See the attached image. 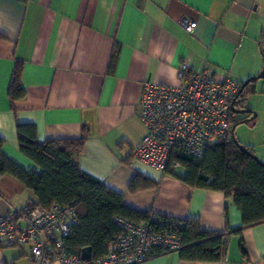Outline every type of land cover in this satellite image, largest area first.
Here are the masks:
<instances>
[{
  "label": "crops",
  "instance_id": "obj_1",
  "mask_svg": "<svg viewBox=\"0 0 264 264\" xmlns=\"http://www.w3.org/2000/svg\"><path fill=\"white\" fill-rule=\"evenodd\" d=\"M182 20L195 22L193 32ZM262 48L264 0H0L2 153L39 171L18 149L19 123L33 124L39 141L85 135L79 167L120 192L124 205L197 218L203 230L226 234L220 260H185L177 249L137 264H264V221L242 226L232 196L187 184L183 166L161 171L133 155L145 131L139 116L144 82L178 84L176 69L185 60L193 70L242 84L264 68ZM17 62L25 95L11 103ZM252 86L246 107L255 117L234 134L264 162V78ZM243 116L235 112L234 121ZM135 173L154 184L130 191ZM35 200L25 183L0 173V215ZM0 264L36 262L26 246L0 241Z\"/></svg>",
  "mask_w": 264,
  "mask_h": 264
},
{
  "label": "trees",
  "instance_id": "obj_2",
  "mask_svg": "<svg viewBox=\"0 0 264 264\" xmlns=\"http://www.w3.org/2000/svg\"><path fill=\"white\" fill-rule=\"evenodd\" d=\"M115 55L113 53L111 62ZM20 71L21 64L17 62L8 89L11 103L25 95ZM252 84L253 81L238 90L231 102L234 111L246 107V97L254 91ZM244 114L233 120L231 126L248 121L249 111ZM16 134L19 151L35 163L39 171L23 169L3 155V138L0 136V173L13 175L34 192L36 200L29 205L73 204L78 221L65 239L70 251L80 252L81 248L90 246L93 257L104 253L118 232L113 222L115 216L141 221L151 215L124 205L120 192L79 167L76 157L83 149L85 135L39 141L34 125L30 123L17 124ZM240 145L230 138L214 143L200 158L188 153H179L176 158L186 169L181 179L187 184L220 190L226 197L232 196L241 212L242 226L246 227L264 221V162L254 157L248 145ZM153 184L140 173H135L129 182V190L136 191ZM181 221L177 224V232L181 237L178 252L182 259L215 261L222 258L226 247L225 233L203 230L197 218ZM241 249L244 250L242 244Z\"/></svg>",
  "mask_w": 264,
  "mask_h": 264
},
{
  "label": "built area",
  "instance_id": "obj_3",
  "mask_svg": "<svg viewBox=\"0 0 264 264\" xmlns=\"http://www.w3.org/2000/svg\"><path fill=\"white\" fill-rule=\"evenodd\" d=\"M180 23L193 32L195 22ZM176 74V85L144 82L139 101L145 131L133 155L161 171L181 166L179 153L200 158L214 143L231 138L235 119L231 102L241 86L229 76L217 77L205 68L193 70L185 60ZM77 221L72 203L13 208L0 215V241L26 246L36 264H137L181 245L177 232L181 220L157 214L141 221L115 216L118 232L106 251L83 260L65 242Z\"/></svg>",
  "mask_w": 264,
  "mask_h": 264
},
{
  "label": "water",
  "instance_id": "obj_4",
  "mask_svg": "<svg viewBox=\"0 0 264 264\" xmlns=\"http://www.w3.org/2000/svg\"><path fill=\"white\" fill-rule=\"evenodd\" d=\"M261 78H264V68H262V70L254 75V76H250L249 78H247L242 84H241V88L242 89L245 85H247L249 82L251 81H255L257 79H261ZM247 111H251L253 112L252 110H249L247 107H244V108H241V109H235V112L236 113H241V114H244V113H247ZM255 117V113L253 112L252 116L249 117V120L253 119ZM244 122V121H242ZM234 128H235V125H233L231 127V138L234 139V141L240 145V142L237 140V138L235 137L234 135ZM241 146V145H240ZM256 159H258L256 156H254ZM259 160V159H258ZM261 161V160H259ZM80 256L83 260H89L91 258V248L90 246H85L83 248H81L80 250Z\"/></svg>",
  "mask_w": 264,
  "mask_h": 264
},
{
  "label": "rangeland",
  "instance_id": "obj_5",
  "mask_svg": "<svg viewBox=\"0 0 264 264\" xmlns=\"http://www.w3.org/2000/svg\"><path fill=\"white\" fill-rule=\"evenodd\" d=\"M239 125H241V123L237 124V125L235 126V128L238 127ZM242 132H243V131H242ZM235 134H236V135H235ZM235 134H234V135H235V137H236V136H237V132H236V131H235Z\"/></svg>",
  "mask_w": 264,
  "mask_h": 264
}]
</instances>
